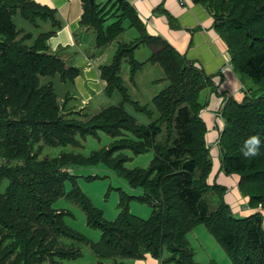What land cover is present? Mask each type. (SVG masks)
Masks as SVG:
<instances>
[{"label":"trees","instance_id":"obj_1","mask_svg":"<svg viewBox=\"0 0 264 264\" xmlns=\"http://www.w3.org/2000/svg\"><path fill=\"white\" fill-rule=\"evenodd\" d=\"M193 1L210 11L234 70L256 85L242 101L228 97L219 111L224 126L218 144L221 170L239 176L240 192L257 210L246 216L234 213L224 197L226 186L208 180L214 162L200 95L215 87L213 77L162 36L150 34L129 0H83L80 26L92 30L96 48L107 47L128 27L139 32L134 40L120 42L111 60L99 66L106 97L120 98L94 114L86 107L68 108L70 90L57 88L56 79L73 86L82 71L64 59L62 48L52 51L48 44L63 26L57 9L36 0H0V264H63L81 256V247L66 239L89 245L101 259L93 264H130L126 259L148 254L160 264H202L188 239L199 224L233 264H264V0ZM16 15L33 29L19 28ZM141 44L153 49L145 61L135 58ZM124 60L131 81L147 63L162 69L156 81L166 85L149 103L129 96ZM100 132L114 140L90 154L45 153L46 146L80 147L83 139ZM252 135L262 141L260 153L244 158L241 148ZM125 150L133 155L153 151V158L147 167L128 168L132 156ZM100 163L142 189L138 195L123 191L114 220L103 217L72 170ZM206 193L216 194L219 203L211 206ZM62 196L81 206L87 224L101 230L99 240L67 224L70 211L54 207ZM132 197L152 207L148 218L129 210Z\"/></svg>","mask_w":264,"mask_h":264},{"label":"crops","instance_id":"obj_2","mask_svg":"<svg viewBox=\"0 0 264 264\" xmlns=\"http://www.w3.org/2000/svg\"><path fill=\"white\" fill-rule=\"evenodd\" d=\"M36 1L58 11L63 26L49 38L48 44L52 51L62 48L60 52L64 59L81 67V74L75 81L78 85L81 83L83 88L86 84L91 85L88 91L79 89L81 96L84 97L83 104L88 105L92 99L106 96L104 93L106 81L100 77L99 66L108 63L109 54L107 47L99 49L94 46L92 40L95 36L91 29L80 26L83 0ZM129 1L137 9L150 34L162 36L180 53L195 61L206 74L213 77L215 87L205 88L200 95L201 101L205 104L201 115L208 127L206 140L214 162L208 180L210 184L217 181L226 186L224 197L234 213L241 216L253 213L257 209L251 208L248 205L249 198L240 192L239 176L227 175L221 170L218 144L224 126L218 111L230 96L242 101L245 92L253 86H249L243 74L234 70L227 43L215 30L210 11L193 0ZM154 259L156 258L148 254L139 260H148L151 264H157Z\"/></svg>","mask_w":264,"mask_h":264},{"label":"rangeland","instance_id":"obj_3","mask_svg":"<svg viewBox=\"0 0 264 264\" xmlns=\"http://www.w3.org/2000/svg\"><path fill=\"white\" fill-rule=\"evenodd\" d=\"M16 24L19 28H23L26 31L32 30L33 25L28 21L24 20L20 15L14 17ZM139 36V32L134 27H128L124 33L114 42L107 46V53L109 54V61L114 55L120 42L132 41ZM94 43V40H92ZM153 49L149 45L141 44L135 51V58L139 61L147 60ZM108 61V62H109ZM106 64V63H105ZM129 72V62L124 60L122 75L125 78V82L128 86V94L134 99H137L143 103H149L154 94L160 91L166 82H157L156 80L163 77V71L158 65H153L151 63L145 64L136 73L135 79L131 81L127 76ZM245 80L248 81L249 86L255 87L253 80H251L247 75H242ZM58 90L65 93L70 90L72 98L67 101L68 108H72L73 105L84 108L86 107L91 114L97 113L102 107L107 106L111 103H117L120 96L116 94L113 98L108 99L106 96L96 97L92 99L90 104H83L84 97L81 96L79 89L83 88L81 83L78 85L77 82L73 86L64 84L59 80H55ZM85 91L91 89V85H85L83 88ZM81 90V89H80ZM64 95V94H62ZM79 111V110H76ZM74 117L86 119L85 117H80L74 113ZM113 138L103 132H100L98 137L88 136L82 140V146H57L51 147L46 146L45 153L50 156H57L62 150L74 151L77 153L90 154L94 150L100 149L105 146H109L113 142ZM125 154L132 156L125 165L128 168L136 167H147L149 166L152 158L153 151H148L143 154L133 155L130 150H125ZM74 174L77 175L78 183L82 190L90 197L91 202L98 209L102 211V215L107 220H114L120 212V200L123 191L129 195H138L142 193L141 188H133L129 185L127 180L119 176L116 171L103 163L93 165V166H76L73 169ZM88 176H93L92 178H87ZM66 190L72 188L71 181L68 180L65 184ZM208 194V195H206ZM205 197L210 202L211 206L217 205L219 199L216 194L206 193ZM129 210L141 217L148 218L151 215L152 207L137 198H130ZM54 207L56 209H62L70 211L71 215L66 216L67 224L83 233L93 241H97L101 237V230L98 228L90 227L87 224L86 214L81 208V206L72 200L62 196L54 202ZM188 239L191 246L194 248L196 254V261L202 264H233L230 257L227 255L225 249L222 245L213 237L204 224L197 225L189 234ZM66 244L74 243L75 246H80L82 249V255L75 259L63 260V264H93L101 260L90 248L89 245L80 244L72 240H65ZM167 255V252L165 253ZM156 260L157 264H160L159 259ZM159 261V262H158ZM127 263L130 264H151L148 260H139L129 258L126 259ZM43 264H52L49 261Z\"/></svg>","mask_w":264,"mask_h":264},{"label":"clouds","instance_id":"obj_4","mask_svg":"<svg viewBox=\"0 0 264 264\" xmlns=\"http://www.w3.org/2000/svg\"><path fill=\"white\" fill-rule=\"evenodd\" d=\"M262 141L258 135L248 137L242 148L241 154L244 158L256 157L260 153Z\"/></svg>","mask_w":264,"mask_h":264},{"label":"built area","instance_id":"obj_5","mask_svg":"<svg viewBox=\"0 0 264 264\" xmlns=\"http://www.w3.org/2000/svg\"><path fill=\"white\" fill-rule=\"evenodd\" d=\"M218 116H220V113H219V111H218Z\"/></svg>","mask_w":264,"mask_h":264}]
</instances>
